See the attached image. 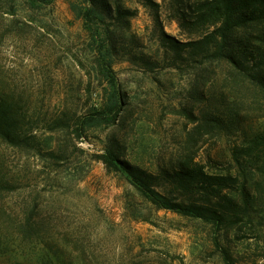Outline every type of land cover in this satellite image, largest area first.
<instances>
[{"label":"rangeland","instance_id":"374dc122","mask_svg":"<svg viewBox=\"0 0 264 264\" xmlns=\"http://www.w3.org/2000/svg\"><path fill=\"white\" fill-rule=\"evenodd\" d=\"M119 1L136 13L129 36L140 46L131 43V54L115 58L125 106L115 124L76 136L51 126L57 117L85 116L101 101L92 34L73 9L80 3L31 7L0 0V95H11L33 118L28 130L42 145L7 154L18 185L0 195V264H57L54 253L73 264L80 257L88 264H223L214 238L233 264H264V225L244 221L218 231L155 212L121 174L97 160L114 139L122 160L154 175L186 153L209 174L233 175L231 152L242 145L240 133L200 128L203 103L195 102L192 71L167 67L170 53L157 40L152 10L140 0ZM153 1L168 36L181 42L194 37L178 27L173 0ZM141 54L158 65L145 71L132 60ZM243 116L264 131L263 110L248 105ZM34 206L35 231L27 235L20 228Z\"/></svg>","mask_w":264,"mask_h":264},{"label":"trees","instance_id":"16d2710c","mask_svg":"<svg viewBox=\"0 0 264 264\" xmlns=\"http://www.w3.org/2000/svg\"><path fill=\"white\" fill-rule=\"evenodd\" d=\"M24 1L31 7H42L56 0ZM75 1L80 3L73 7L76 15L92 34L97 66L94 71L101 82L102 96L87 115L75 120L66 115L57 117L51 127L80 136L88 128L113 125L119 119L125 93L115 76V58L124 52L131 54V43L140 46L134 36H129L130 21L136 13L119 0ZM140 1L154 13L157 40L171 57L167 67L193 73L194 99L203 103L200 128L207 133L241 134L242 145L231 152L236 172L209 174L204 165L196 162L195 154L186 153L173 159L170 169L159 165L154 175L122 160L114 139L97 160L108 171L121 174L155 212L207 223L218 231L244 221L263 226L264 211L256 208L264 206V131H259L243 113L248 105L264 111V0H173L178 27L194 36L185 42L163 31L157 12L159 4ZM132 60H137L145 71L158 65L142 54L132 56ZM32 121L11 95H0V195L10 193L18 185L10 175L8 152L39 150L42 146L32 129L28 130ZM36 210L34 206L20 228L27 235L35 231ZM213 240L223 264H233L218 239ZM54 254L57 264H73L71 258L60 260L59 254ZM84 259L80 257L75 262L88 264Z\"/></svg>","mask_w":264,"mask_h":264}]
</instances>
